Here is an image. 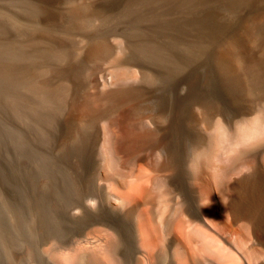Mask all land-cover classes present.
<instances>
[{"label":"rangeland","instance_id":"obj_1","mask_svg":"<svg viewBox=\"0 0 264 264\" xmlns=\"http://www.w3.org/2000/svg\"><path fill=\"white\" fill-rule=\"evenodd\" d=\"M98 43L105 57L89 58ZM237 45L251 47L236 73L224 50ZM120 70L139 76L120 85L143 93L112 111L131 104L153 115L170 143L190 141L200 109L234 126L264 118V0H0V264L58 263L60 249L104 234L73 216L89 196L112 195L100 176V124L69 127L70 102L101 97L93 82ZM236 161L246 166L235 176L252 179L264 132ZM184 192L201 206L187 184ZM233 197L244 219L264 226V184Z\"/></svg>","mask_w":264,"mask_h":264},{"label":"bare ground","instance_id":"obj_2","mask_svg":"<svg viewBox=\"0 0 264 264\" xmlns=\"http://www.w3.org/2000/svg\"><path fill=\"white\" fill-rule=\"evenodd\" d=\"M242 46L224 50V60L236 73L243 71L241 51L245 54L251 47ZM106 53L98 43L89 58H104ZM125 79L137 81L139 76L120 70L96 79L94 86L106 93L99 89L101 97L92 94L90 100H79L76 95L70 102L69 127L100 124L96 141L100 176L112 196L93 194L73 211L74 217L106 230L97 238L77 242L74 249H60L55 255L58 263L264 264L263 222L244 219L242 209L233 203L239 188L250 187L255 180L264 184L261 161L256 162L252 179L247 174L235 176L246 166L236 161L237 150L263 134L264 118L234 126L200 109L190 141L170 143L155 133L153 115H139L131 104L112 111L143 93L121 86ZM63 93L64 88L54 87L57 102ZM101 103L105 105L100 108ZM184 184L201 199V206L190 205ZM45 262L58 264L50 258Z\"/></svg>","mask_w":264,"mask_h":264}]
</instances>
